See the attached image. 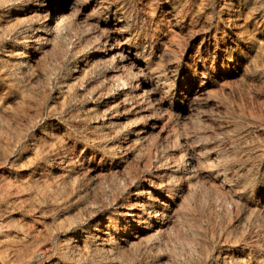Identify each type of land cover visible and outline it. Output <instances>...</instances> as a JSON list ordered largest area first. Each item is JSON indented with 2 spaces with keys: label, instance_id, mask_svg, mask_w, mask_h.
Segmentation results:
<instances>
[{
  "label": "rangeland",
  "instance_id": "rangeland-1",
  "mask_svg": "<svg viewBox=\"0 0 264 264\" xmlns=\"http://www.w3.org/2000/svg\"><path fill=\"white\" fill-rule=\"evenodd\" d=\"M5 1L0 220L42 246L30 264H264V0H66L38 47L49 0ZM35 170L37 203L14 191Z\"/></svg>",
  "mask_w": 264,
  "mask_h": 264
},
{
  "label": "bare ground",
  "instance_id": "bare-ground-1",
  "mask_svg": "<svg viewBox=\"0 0 264 264\" xmlns=\"http://www.w3.org/2000/svg\"><path fill=\"white\" fill-rule=\"evenodd\" d=\"M2 1V0H1ZM3 1H5V0H3ZM14 1H16V0H14ZM65 1L66 0H49L48 1V3L47 4H45L46 5V7H45V11L43 12V14H45V16H46V20H47V22H45L44 23V25H43V28L42 27H34L33 28V30H32V33H33V36H32V38L30 39L31 40V44H32V46L31 47H38L37 45H38V43L39 42H41V40H42V42L43 41H46V43H47V41H49V42H52L51 40H52V38H53V34H55V33H58V32H61L64 28H65V19H66V14L64 13H62L61 11H63L62 9L65 7ZM5 2H7V1H5ZM11 2V1H10ZM10 2H9V4H10ZM26 3V2H25ZM33 3V6H34V8H31L30 10H28V14L29 15H27V16H37L38 14H40L39 12H38V7H36V6H38V3L37 2H32ZM14 4V3H13ZM39 4H40V2H39ZM42 4V3H41ZM4 5V4H3ZM18 5V4H17ZM16 5V6H17ZM12 7V6H11ZM15 7V6H14ZM8 8V7H7ZM5 15H6V13H5ZM5 16H4V14H3V12H1L0 11V28H2V30L4 29V28H8V26H10V23H11V21L10 22H7V23H5V20L4 19H6V18H4ZM9 17V16H8ZM15 19L16 18H18L16 21H20V17H14ZM20 18V19H19ZM30 18H32V17H30ZM15 19H13L14 21H15ZM7 20V19H6ZM11 20H12V16H11ZM8 21V20H7ZM15 21V22H16ZM9 23V24H8ZM18 24V23H17ZM16 24V25H17ZM12 25H13V21H12ZM11 25V26H12ZM15 25V24H14ZM13 25V26H14ZM12 26V27H13ZM12 27H11V29H12ZM68 27V26H67ZM16 28V27H15ZM9 30H10V28H9ZM5 31V29L3 30V32ZM1 32V31H0ZM5 32H7V30L5 31ZM60 34V33H59ZM7 39V38H6ZM10 43V42H9ZM52 43H54V42H52ZM12 44V43H11ZM57 45V44H56ZM56 45H54V44H52V46L54 47H56ZM6 46V45H5ZM102 46V45H101ZM8 47H10V46H8ZM13 47V46H12ZM100 48H103V47H100ZM99 47H96V48H94L93 50H92V55L94 56V58H98V54L99 53H101L102 52V50L100 49ZM15 49V48H14ZM50 49H51V45H50ZM53 49V48H52ZM108 50V49H107ZM11 51H13V52H11V53H13V55H10L11 53H10V51H8L10 54V56H8V59H5V61L3 62L4 64L1 66V67H3V66H6L7 65V68H8V66H10V67H12V66H14V65H18L17 64V62H16V59H18L19 58V55H20V53L21 52H19L18 50H11ZM129 52L128 51H126V50H124V49H118L116 52H115V54L116 55H118V57L120 58V59H122V60H126V59H128L129 58V54H128ZM24 55V54H23ZM22 56V55H21ZM10 57V58H9ZM88 58H90V57H88ZM2 59V58H1ZM4 59V58H3ZM2 59V60H3ZM99 59H101V58H99ZM99 59H95L96 61H98ZM106 59V58H105ZM101 60H103V59H101ZM18 61V60H17ZM95 61V62H96ZM1 63H2V61H0ZM94 62V63H95ZM93 63V61H92V64H94ZM21 66V65H20ZM22 66H23V64H22ZM5 68V67H4ZM19 69V68H18ZM2 71H3V69H1ZM10 70V69H9ZM15 70H17V68L15 69ZM26 70V69H25ZM6 71V70H5ZM4 71V72H5ZM19 71V70H18ZM1 72V71H0ZM12 72V71H11ZM11 72H10V74H8L9 76L11 75ZM22 72H23V69H22ZM140 72V71H139ZM25 73V72H24ZM26 73H28V72H26ZM25 73V74H26ZM1 75V74H0ZM5 75V74H4ZM6 75H7V73H6ZM36 75V74H35ZM114 76H115V74H114ZM4 77V76H3ZM27 77V76H26ZM7 78V77H6ZM5 78V79H6ZM28 78H29V76H28ZM11 80V79H10ZM9 81V80H8ZM119 81V80H118ZM125 81V80H124ZM123 80H120L119 82H120V85L119 86H121V90H124V88H126V86H125V82H124ZM25 91V90H24ZM124 92V91H123ZM126 93V92H125ZM122 94V93H121ZM124 96V95H123ZM126 97V96H125ZM135 97V96H134ZM122 99V98H121ZM16 100V99H15ZM136 102V101H135ZM2 106V105H1ZM0 106V107H1ZM0 110H1V108H0ZM4 110V109H3ZM5 115V114H4ZM22 127V126H21ZM4 129V128H3ZM6 131V130H5ZM2 132V131H1ZM4 132V131H3ZM6 133V132H5ZM10 133V132H9ZM9 139V138H8ZM4 140V139H3ZM16 140V139H15ZM6 141V140H5ZM40 142V141H39ZM49 142V141H48ZM54 142V140L52 141V143L51 144H54L53 143ZM1 144H2V141H1ZM0 144V145H1ZM4 144H6V143H4ZM42 144V143H41ZM50 144V143H49ZM3 145H1V149L3 148L2 147ZM42 146H43V144H42ZM53 146V145H52ZM44 148V147H43ZM42 148V149H43ZM48 148H49V146H48ZM38 149V148H37ZM41 148L39 149V150H42ZM47 149V148H46ZM50 149V148H49ZM32 150H34L35 152L37 151L36 149H32ZM31 150V151H32ZM6 151V150H5ZM8 151V150H7ZM6 151V152H7ZM42 151H45V150H42ZM4 153V154H8L10 151H8V153ZM33 153L32 152V154H29V156L30 155H36V153ZM38 152V151H37ZM41 152V151H40ZM40 152H38V153H40ZM10 154V153H9ZM9 154H8V156H9ZM38 155V154H37ZM36 155V156H37ZM28 156V158H27V160L25 161V159H24V162H22V161H18V162H16V160H15V162L14 161H11L12 159H10L9 160V162L11 161V162H13V164L14 165H17L18 164V166L20 167V166H22V165H26V164H31L32 165V163L34 162V157H29ZM38 156H40V154L38 155ZM19 157V156H18ZM24 158H26V157H24ZM36 158H38V157H36ZM193 158V157H192ZM15 159V158H14ZM23 160V159H22ZM193 160H195V159H193ZM20 162V163H19ZM26 162V164H24ZM63 165V164H62ZM17 167V166H16ZM24 168V167H23ZM29 175H30V173H29ZM47 175V174H46ZM46 175H43V173L40 171V172H38V171H33L32 173H31V176H29V178L27 179L26 177V179H24L23 181H21V182H18L19 184L18 185H15L14 187H15V189H14V191L15 192H20V191H22V192H25V194L26 193H28V195L27 196H29V198H30V196L34 199L33 201L34 202H36L35 201V198L34 197H36L37 198V195H44V191L46 190L47 191V189L46 188H44V189H42L40 186H42V185H44V187H47L46 186V182H47V178L45 177ZM5 176V175H4ZM28 176V175H27ZM21 178V177H20ZM47 180H46V179ZM49 178V177H48ZM51 178V177H50ZM52 180V179H51ZM5 181V180H4ZM52 181H54V180H52ZM50 182V181H49ZM57 182V181H56ZM52 183V182H51ZM50 183V184H51ZM4 184V183H3ZM36 184V186L39 188H41L42 189V191L44 192L43 194H42V192H41V194L39 193L38 194V188L37 187H34V185ZM47 184H49L48 182H47ZM57 184V183H56ZM55 184V185H56ZM160 184V183H159ZM54 185V184H53ZM9 187H10V185H9ZM4 188H6V187H4ZM3 188V189H4ZM33 188L35 189V192L33 191ZM37 188V189H36ZM39 188V189H40ZM7 190H9L8 188H6ZM7 190H6V192L3 190V192H5V193H7ZM13 190V189H12ZM32 190V191H31ZM13 191V192H14ZM28 191V192H27ZM41 191V190H40ZM39 191V192H40ZM146 191V190H145ZM214 191V190H213ZM12 192V193H13ZM22 192H20V193H22ZM36 192H37V194H36ZM220 192V191H219ZM9 193H11V190H9ZM4 194V193H3ZM5 195V194H4ZM10 195V194H9ZM14 195H16V193H14ZM47 195V194H46ZM25 196V195H24ZM23 196V197H24ZM2 197V196H1ZM23 197H20V198H18V199H20L21 200V202L22 201H24V198ZM44 197V196H43ZM42 197V198H43ZM3 198V197H2ZM15 198H16V196H15ZM31 198V199H32ZM39 198V197H38ZM37 198V199H38ZM17 199V198H16ZM23 199V200H22ZM31 199H29V201L31 200ZM36 199V200H37ZM41 199V198H40ZM39 200V199H38ZM38 200H37V202H38ZM18 201V200H17ZM16 201V203H19L20 201H18L17 202ZM3 201H1V203H2ZM24 202H26V201H24ZM31 202V201H30ZM36 202V203H37ZM15 203V202H14ZM32 203V202H31ZM19 204H21V203H19ZM3 205H4V203H3ZM5 205H6V201H5ZM25 205V204H24ZM39 205V204H38ZM7 206H8V204H7ZM0 207H2V206H0ZM6 207V206H5ZM40 207V206H39ZM134 207V206H133ZM137 207V206H136ZM8 208V207H7ZM7 208H5V209H7ZM16 208V207H15ZM2 209V208H1ZM4 209V208H3ZM4 209V210H5ZM11 210V209H10ZM151 210V209H150ZM3 211V210H2ZM16 211V210H15ZM133 211V210H132ZM4 212V211H3ZM6 212V211H5ZM8 213H11L10 211L8 212ZM64 214V213H63ZM112 215V214H111ZM111 215H107L105 218H103V220L101 221V225L104 227V228H108L109 227V225H110V223H111V221H112V219H111ZM133 217L135 216V217H137V219L140 217V215H139V213L136 211V212H133L132 214H131ZM45 217V216H44ZM43 217V218H44ZM48 218V217H47ZM60 218V217H59ZM123 218V217H122ZM131 218V217H130ZM1 219V218H0ZM3 219V218H2ZM16 219V218H15ZM68 219V218H67ZM140 219V218H139ZM40 220V219H39ZM45 221V220H44ZM130 221V220H129ZM16 221H14L12 218H9V220H0V264H30V261L32 260V256L33 255H35V253L36 252H39V251H41V248L40 247H42V246H40L39 247V245L38 244H35V242H33L32 240H31V237L29 236V234L27 233V231L26 230H24L19 224H17V223H15ZM52 221H50V223H51ZM55 222V221H54ZM131 222H133V221H131ZM49 223V224H50ZM53 223V222H52ZM67 223V222H66ZM126 223H129V222H127L126 221ZM26 224V223H25ZM54 224H56V223H54ZM53 224V225H54ZM59 224V223H58ZM57 224V225H58ZM133 224V223H132ZM60 225V224H59ZM23 226V225H22ZM52 226V225H51ZM56 226V225H55ZM111 226V225H110ZM127 226V225H126ZM153 225H151V226H149V225H144L143 226V228H142V230H144V229H146V230H148V229H150V227H152ZM110 229V228H109ZM113 231V230H112ZM29 232V231H28ZM106 232H107V230H106ZM103 237V236H102ZM132 238H134L135 240H137V239H139V235H137V234H133L132 236H131ZM34 239V238H33ZM102 240H103V242H104V245H106V249L108 250V252H109V250H111L110 248L112 247V239H111V236H110V233L109 232H107L106 233V236H104L103 238H102ZM126 242V241H125ZM129 243H133L134 242V240H130L129 239V241H128ZM136 242V241H135ZM146 243V242H145ZM86 245V244H85ZM113 248V247H112ZM80 249V248H79ZM82 249H84V248H82ZM45 250V249H44ZM64 250V249H63ZM80 251V250H79ZM85 252V251H84ZM62 254H63V251L61 252ZM78 253V252H77ZM54 254V253H53ZM230 261V260H229ZM262 263V262H261ZM167 264V263H166Z\"/></svg>",
  "mask_w": 264,
  "mask_h": 264
}]
</instances>
